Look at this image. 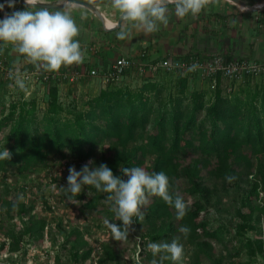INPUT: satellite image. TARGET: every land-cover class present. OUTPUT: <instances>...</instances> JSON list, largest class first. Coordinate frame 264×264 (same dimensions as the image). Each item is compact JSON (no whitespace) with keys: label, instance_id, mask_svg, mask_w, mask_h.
Here are the masks:
<instances>
[{"label":"trees","instance_id":"trees-1","mask_svg":"<svg viewBox=\"0 0 264 264\" xmlns=\"http://www.w3.org/2000/svg\"><path fill=\"white\" fill-rule=\"evenodd\" d=\"M180 75L179 94L170 95L163 110L155 108L147 94H158L165 87L153 79L145 81L136 91L122 83L107 84L82 107L75 100L65 103L61 99L59 80L55 79L47 82L48 104L41 114L36 98L10 103L7 112L5 104L0 106V152L6 148L11 153L10 160H0L4 178L10 167L26 171L36 165H47L53 152L58 156L68 153L82 163L108 140L102 164L115 176L127 181L121 169L133 167L144 168L150 174L164 172L169 178V193L181 196L187 205L186 215L177 219L173 206L158 196H148L150 201L141 209L144 220L133 224L143 226L145 235L153 242L171 243L173 234L185 238L195 247V264H201L202 251H212L213 240L223 242L228 234L243 241L239 252L245 247L253 255L263 252V240L251 238L248 231L254 228L255 210L264 211V203L253 201L264 193V79L249 76L238 89L235 85L225 90L224 77L219 73L214 95L207 97L208 91L196 88L195 81H191L206 77L198 73ZM208 79L213 81L211 77ZM231 82L236 84L234 80ZM187 98L190 101L183 104ZM154 112L157 114L151 119ZM229 175L236 179L228 182ZM182 179L186 181L184 187ZM241 181L249 182L250 186L242 205L235 210L234 226H214L202 218L206 202L201 197L192 198L211 197L218 184L226 187ZM87 187L90 194L80 193L79 197L87 198L88 208H97L100 199L109 195ZM10 193L11 186L5 183L0 202L9 213L15 210L26 218L22 235L41 236L45 218L31 214L32 209ZM101 212L112 223L122 226L121 221L115 220L112 209L103 208ZM182 226L190 228L187 236L179 231ZM69 236L74 242H81L78 229ZM15 244L13 238V250L17 248ZM80 249L75 246L74 260L86 259L92 251L91 247ZM103 251L106 256L115 257L116 249L110 244L106 243ZM216 262L223 264L220 259Z\"/></svg>","mask_w":264,"mask_h":264},{"label":"rangeland","instance_id":"rangeland-1","mask_svg":"<svg viewBox=\"0 0 264 264\" xmlns=\"http://www.w3.org/2000/svg\"><path fill=\"white\" fill-rule=\"evenodd\" d=\"M131 73L125 77L122 86L130 87L136 91L145 81L152 79H158V82L165 86L158 94L147 93L150 94L148 96L151 97V104L155 108L163 110L167 98L170 95L179 94V80L182 71L157 73L154 71V75H151L150 72L143 75L133 73L132 76ZM129 75L131 77L128 78ZM191 81H195L193 84L196 88L200 86L206 89L208 91L207 97L214 95L215 84L208 78L201 81L200 78H197ZM222 83L225 84V81ZM78 84L79 86L72 85V87H78L79 93L77 91L76 93L69 92L67 94L63 90L68 85L60 86L62 90L60 92L61 99L65 103L75 100L81 107L86 106L87 100L93 98L103 86L107 85L98 76L86 77ZM84 84V88L88 92L81 91ZM240 84L241 81H237L236 84L233 83L232 85H236L238 89ZM33 98H36L39 103L41 109L39 114H41L48 104L47 82H30L26 84L25 90H21L18 86H15L14 80H10L8 86H5V89L0 92V106L5 104V112H7L10 103ZM189 101L188 98L184 99L183 104ZM156 114L157 112L152 113L151 119ZM107 145L108 140L99 146L90 159L82 163L68 153L66 156H58L57 152H53L47 165H36L26 171L10 167L5 178L4 173L0 170V193L4 190L5 183H9L11 186L9 195L31 208V214L46 220L43 233L38 238L22 235L26 218L20 216L15 210L9 213L7 207H4L0 202V264H151L153 259L157 260L158 264H195V247L189 244L185 238L175 237L174 234L172 235L173 240L176 239L179 244L183 245L184 249V256L179 262H173L170 259L161 261L160 256L167 255L166 253H160L154 257L147 249V244L156 242L145 235L144 228L141 225H132L127 240H115L104 224L105 219L111 223L112 219L105 218L101 212L103 208L112 209V202H106V199L101 198L98 207L91 209L85 206L87 198L84 196L83 198L79 197V195L73 196L63 189L68 186L69 168L75 167L77 171H81L82 167L88 164L89 161L93 162L89 164L90 169L99 167L104 162ZM150 160L148 158V161ZM183 182L186 185L185 179H182V187H184ZM249 186L250 183L246 181H241L239 184H230L226 187L218 184L217 191L214 192L213 196L205 198L198 195L192 199L201 197L205 200L206 208L201 216L214 226L220 224L234 226L237 220L233 215H235V210L242 205L244 196L248 194ZM81 193L90 194L87 185L82 187ZM150 199L151 197H148V201ZM253 201L263 204L264 193L261 192L260 197ZM115 220H117L116 215ZM253 224L254 228L248 231V236L253 239L261 238L264 245V211L255 210ZM74 229L81 232L79 239L81 242H74L69 238L70 232ZM13 238L16 242L15 246H17L15 250L12 249ZM163 242L165 241H159V243ZM106 243L116 249L114 258H110L103 253ZM241 243L243 241L230 238V234L226 235L223 242L213 240L212 251L209 253L201 252V264H217L216 260L218 259L223 264H264V251H259L253 255L245 247L239 252L238 248ZM75 246L81 247L80 251L91 247L90 256L86 259L80 257L78 260H74Z\"/></svg>","mask_w":264,"mask_h":264},{"label":"clouds","instance_id":"clouds-1","mask_svg":"<svg viewBox=\"0 0 264 264\" xmlns=\"http://www.w3.org/2000/svg\"><path fill=\"white\" fill-rule=\"evenodd\" d=\"M213 0H108L114 11L120 14L125 26L117 32V38L127 39L131 28L142 30L145 33L158 31V24H167L168 5L174 6L175 15L179 18L191 14L198 15ZM39 0H25L28 6L25 10L14 11L0 20V42L7 47L12 45L13 51L26 58L27 62L39 70L58 72L62 66H71L83 62L84 53L76 39L80 29L67 10H49L47 7H36ZM0 5V10L3 9ZM13 7V5H9ZM30 8H37L32 11ZM10 77L14 78L15 86L26 89L25 77L18 71ZM11 153L5 148L0 152V160H10ZM89 161L81 171L75 167L69 168L67 177V193L78 196L83 186H92L97 191L108 193L106 202H112V211L122 226L111 223L107 219L104 224L117 241L128 239L129 231L134 221H143L145 216L142 207L148 202V196H158L165 203L176 210L177 219L186 215L187 205L179 195L175 197L169 193V178L164 172L149 173L144 168H123L121 171L128 177L127 181L115 176L105 164L89 168ZM228 182L236 179L227 176ZM135 218V219H134ZM179 231L185 236L190 228L182 226ZM147 249L155 257L160 253V260L170 259L179 262L184 256L183 245L176 239L171 243H148ZM151 264H158L153 259Z\"/></svg>","mask_w":264,"mask_h":264},{"label":"crops","instance_id":"crops-1","mask_svg":"<svg viewBox=\"0 0 264 264\" xmlns=\"http://www.w3.org/2000/svg\"><path fill=\"white\" fill-rule=\"evenodd\" d=\"M7 1L0 0V5L5 7ZM83 1L91 3L95 9L77 0H39L44 3H60L58 7L47 8L53 11L63 9L69 11L80 29L76 39L84 53L83 62L62 66L61 70L78 65L81 68L96 67L102 72L117 57L135 56L142 50L146 51L147 59L155 62L165 57L185 59L192 55L211 56L219 52L264 59V0H213L198 15L189 14L184 18L177 17L174 6L168 5L166 25L158 24V31L152 33H145L129 25L130 36L124 40L117 38V32L125 26V22L120 21V14L111 9L108 0ZM10 4L13 7H9ZM10 4L3 18L1 16L4 7L0 10V20L4 19L6 14L10 15L14 11H22L28 7L25 2L19 0H11ZM36 7L45 6L38 4ZM29 10L35 11L37 8ZM93 43L99 46L96 52L89 49ZM3 52L11 63L25 67L34 66L28 63L25 57L15 53L12 45L4 47ZM157 72L167 71L158 68L155 70V73ZM150 73L154 75V72ZM156 81L158 82V79ZM223 81L225 84L222 83L224 84L222 87L225 90L233 87L227 78H222ZM8 83L9 81L0 77V92ZM58 84L60 92H62L60 86L65 84L68 87L63 91L67 94L79 90L78 87H72L79 86L78 83L60 80ZM84 87L85 84L81 91L88 92ZM199 88L203 89L200 86Z\"/></svg>","mask_w":264,"mask_h":264},{"label":"built area","instance_id":"built-area-1","mask_svg":"<svg viewBox=\"0 0 264 264\" xmlns=\"http://www.w3.org/2000/svg\"><path fill=\"white\" fill-rule=\"evenodd\" d=\"M3 42H0V77L2 80L10 81V73L14 77L17 71L25 77V84L30 82L66 80L72 83H79L86 77H101L105 84H120L130 73L143 75L154 72L158 68H163L167 72H180L185 74L198 73L202 77L212 78L216 83V75L221 73L224 78L234 81H243L247 77L264 79V59H257L248 56H232L222 52L211 56H190L185 59L165 57L159 61L147 59V53L142 50L135 56L122 55L117 57L104 71L96 67L81 68L78 65L70 69H60L58 72H46L33 67L18 66L11 63L4 54ZM91 51H98V44L89 46Z\"/></svg>","mask_w":264,"mask_h":264},{"label":"water","instance_id":"water-1","mask_svg":"<svg viewBox=\"0 0 264 264\" xmlns=\"http://www.w3.org/2000/svg\"><path fill=\"white\" fill-rule=\"evenodd\" d=\"M19 1H23V2H25L24 0H19ZM79 3H82V4H84V5H86V6H89V7H92V8H94L95 9V6H93L91 3H89V2H87V1H83V0H77ZM10 2H11V0H8L7 1V3H6V6L4 7V10L2 11V18H3V16H4V13H5V11H6V9H7V7H8V5L10 4ZM39 5H41V6H45V7H58V6H60L61 4L60 3H44V2H39L38 3ZM120 21H122L121 20V18H120Z\"/></svg>","mask_w":264,"mask_h":264},{"label":"bare ground","instance_id":"bare-ground-1","mask_svg":"<svg viewBox=\"0 0 264 264\" xmlns=\"http://www.w3.org/2000/svg\"><path fill=\"white\" fill-rule=\"evenodd\" d=\"M109 24H112V23L109 22Z\"/></svg>","mask_w":264,"mask_h":264}]
</instances>
